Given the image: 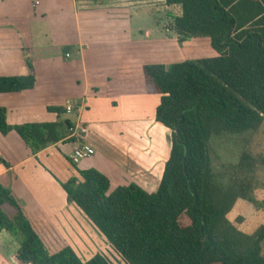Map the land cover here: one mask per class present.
Here are the masks:
<instances>
[{
	"label": "trees",
	"instance_id": "1",
	"mask_svg": "<svg viewBox=\"0 0 264 264\" xmlns=\"http://www.w3.org/2000/svg\"><path fill=\"white\" fill-rule=\"evenodd\" d=\"M165 5L181 10L167 31L180 44L208 38V50L188 52L171 65L87 72L95 95L160 96L155 120L171 130L172 148L158 191L148 193L130 184L109 193L110 180L94 169L61 185L68 201L84 212L126 264H264V225L246 233L240 227L243 218L230 219L239 203L259 204L264 0H165ZM35 83L29 63L24 75L0 77V94L30 90ZM48 111L59 121L11 125L8 110L0 108V134L15 132L33 155L75 142V122L63 118L67 110ZM225 138L238 145V160L216 170L211 147ZM0 163L11 167L2 158ZM0 239L12 243L9 264H111L101 254L83 262L42 210H30L1 183Z\"/></svg>",
	"mask_w": 264,
	"mask_h": 264
},
{
	"label": "crops",
	"instance_id": "2",
	"mask_svg": "<svg viewBox=\"0 0 264 264\" xmlns=\"http://www.w3.org/2000/svg\"><path fill=\"white\" fill-rule=\"evenodd\" d=\"M151 1L165 4V0H0V77L24 75L29 63L36 77L33 89L0 94L8 122L55 123L59 117L48 107L66 109L72 104L73 112L63 118L86 129L80 137L75 135V142L59 143L36 155L15 132L0 134V158L11 165L0 163V183L30 210H42L76 254L88 253L81 256L87 259L83 262L95 256L88 251L101 233L68 201L61 184L94 169L110 180L109 193L130 184L155 193L172 148L171 130L155 120L160 96L95 95L87 72L171 65L182 62L188 52L210 47L208 38L180 44L167 31L169 24L136 32L132 13ZM80 143L91 146L95 154L74 164L71 156ZM7 243L12 244L0 239L2 246ZM1 256L5 259L0 257V264H8V255Z\"/></svg>",
	"mask_w": 264,
	"mask_h": 264
},
{
	"label": "rangeland",
	"instance_id": "3",
	"mask_svg": "<svg viewBox=\"0 0 264 264\" xmlns=\"http://www.w3.org/2000/svg\"><path fill=\"white\" fill-rule=\"evenodd\" d=\"M158 4V2L154 1L144 2L142 5H139L135 8L134 14L132 13V23L136 32H138L139 30L156 31L158 27H163L164 24H170L172 22V16H179V7H167L165 4ZM61 52L62 54H65V51L62 50ZM72 55L74 57L73 53ZM259 138H261V141H264V129L262 130V135ZM211 148L213 164L216 170H220L222 164L232 163L238 160L239 149L238 145H235L234 139L232 140L229 138H225L216 140L212 144ZM257 177L260 183V188L255 191V197L258 200L259 204L256 207H253L249 203L241 202L234 208L233 212L230 215V219L234 222L238 221L240 218H243V224H240V227L246 233H253L261 225H264V168L259 169ZM98 237L100 239H97L94 242V248L88 251L90 255L93 256L96 254H101L105 256L111 264H126L121 256L111 248L102 234H98ZM12 250V244L7 243L4 246L0 244L1 259H5V256H1L2 253L3 255H8ZM82 252L87 251L82 249ZM86 254L88 253L81 254L80 252H78L77 255L81 258V260L85 261L87 260L86 257L81 256H85Z\"/></svg>",
	"mask_w": 264,
	"mask_h": 264
},
{
	"label": "built area",
	"instance_id": "4",
	"mask_svg": "<svg viewBox=\"0 0 264 264\" xmlns=\"http://www.w3.org/2000/svg\"><path fill=\"white\" fill-rule=\"evenodd\" d=\"M74 109V106L72 104L67 105L66 110L68 113H71L72 110ZM86 129L83 127L77 128V126L75 127L74 130V136L78 135L79 137L83 134H85ZM95 154V150L89 146L84 144L83 146H78L74 152L73 155L71 156L72 162L74 164H78L80 163L82 160L91 158L92 156H94Z\"/></svg>",
	"mask_w": 264,
	"mask_h": 264
},
{
	"label": "water",
	"instance_id": "5",
	"mask_svg": "<svg viewBox=\"0 0 264 264\" xmlns=\"http://www.w3.org/2000/svg\"><path fill=\"white\" fill-rule=\"evenodd\" d=\"M177 132H178V130H177Z\"/></svg>",
	"mask_w": 264,
	"mask_h": 264
}]
</instances>
